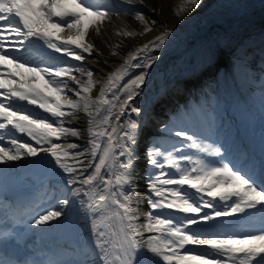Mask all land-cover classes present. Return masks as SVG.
<instances>
[{
  "label": "snow or ice",
  "instance_id": "snow-or-ice-1",
  "mask_svg": "<svg viewBox=\"0 0 264 264\" xmlns=\"http://www.w3.org/2000/svg\"><path fill=\"white\" fill-rule=\"evenodd\" d=\"M117 3L134 7L143 0ZM202 3L183 0L175 14ZM112 11L118 9L110 0H0V165L33 158L45 196L62 206L53 210L47 199L38 201L29 227L59 226L62 217L72 221L73 213L65 210L78 202L100 264H264V158L257 163L247 151L227 153L223 143H205L213 122L193 124L179 110L169 114L157 128L160 135L148 137L143 149L146 191L140 194L142 133L169 85L162 83L143 105L137 99L160 60L155 53L173 33L141 11L128 12L140 30L125 25L117 36L135 39L154 26L163 31L123 55L119 45H110V57L122 62L109 69L116 61L99 58L103 52L91 35L108 28ZM222 47L230 49L233 62L252 56L250 45H232L227 38L193 40L180 58L186 66L181 74L211 71ZM104 72L103 79L94 78ZM214 83L218 74L202 90L214 91ZM112 206L119 210L118 224L106 214ZM13 239L22 238L14 229L0 231V244ZM0 264L28 261L0 258Z\"/></svg>",
  "mask_w": 264,
  "mask_h": 264
},
{
  "label": "bare ground",
  "instance_id": "bare-ground-1",
  "mask_svg": "<svg viewBox=\"0 0 264 264\" xmlns=\"http://www.w3.org/2000/svg\"><path fill=\"white\" fill-rule=\"evenodd\" d=\"M114 8L118 11L109 13L111 23L108 28L100 35L92 34V41L103 52V56L99 57L103 60L105 57H110V45L120 46L121 54L133 50L135 47L146 43L148 40L159 35L163 28L154 26V30L145 36L138 38H121L115 33L128 25L136 30H140L139 22L133 15L128 12L141 11L146 16L161 21L163 26L169 29L173 35L167 42L163 49H160L155 54L160 57V60L150 70V76L147 84L143 89L144 95L137 99V103L143 105L145 101L149 100L154 91L158 90L162 83L169 85L167 94L156 104L153 108L155 119L150 126L146 128L141 137V161L137 165V173L139 179V192L143 195L146 191L144 174L146 163L143 159V149L148 144V137L159 136L157 128L167 121L169 114H175L177 110L181 113L187 112L192 118L193 124H203L205 120L214 123V120L221 116L223 120L227 114L231 113L230 104L227 101L235 102L242 110V118L244 120L242 129L249 133L250 137L258 142L264 143V84L260 78L264 79V60H262V52L264 51V0H203L202 5L191 12H186L181 16H176V12L170 10V5H175L176 10L178 6L183 3V0H170L164 2L161 6L154 7L153 0H143V5L129 6L117 3V0H110ZM227 38L232 45H250L249 51L252 53L251 58L247 62L235 61L230 58L231 51L229 48H220L218 50V59L215 66L209 72L203 73H189L187 76L182 75L185 65L181 61L182 54L186 51L188 44L196 40L198 42L215 41L216 39ZM213 47L215 45L213 44ZM95 55V53H94ZM111 60L116 61L115 64L110 63L107 68L114 69L118 63L122 62L120 57H110ZM256 63L257 69L255 73H249L245 70V65L249 63ZM79 63V62H76ZM84 63L91 68L96 65L86 60ZM141 71L136 69L135 72ZM107 72L103 76H95L97 80H101L107 76ZM135 74V73H133ZM218 74V83L216 89L218 96L216 100H211L207 96L208 88H203L202 85L207 84L210 78H216ZM259 75L255 79V75ZM166 77L168 79H166ZM261 91V92H255ZM98 96V89H93V98ZM186 96V98H184ZM189 99V100H187ZM186 100L185 104H179ZM194 100L196 104L202 103L200 107H194ZM200 101V102H199ZM31 108V106H29ZM39 112V110H36ZM234 111V109H233ZM230 123H235L234 119H227ZM77 127H81L80 122L73 121ZM221 123V122H220ZM237 132H240L239 125L236 127ZM227 129L219 132V126H215L213 131L206 133L208 139L205 143H212L217 138L218 143H223L227 153H235L241 150L242 146L231 134V130ZM26 140L27 137H19ZM243 152V151H242ZM187 154L201 155L196 150H189ZM206 160L213 158L204 156ZM32 161V158L24 159L20 162H12L8 165H0L6 169H15L23 167ZM172 175H176L174 170H169ZM33 179H36L35 186L41 184L43 173L33 168L31 171ZM50 185L56 183L54 180L48 181ZM187 190V189H185ZM58 195V193H57ZM39 196V195H38ZM40 201V200H39ZM48 203L55 204V198L49 196ZM62 206L55 204V209ZM142 208L147 210V204L143 203ZM74 219L70 222H64L61 219L59 226L53 222V227L41 230L35 226L31 227V233L37 238L36 244H44L49 248V252H43L41 256H50V251H55L58 257L47 261L48 264H80L81 261L87 260L88 264H100L96 256L97 250L93 245V235L89 230L88 217L85 215L84 208L80 207L79 203H74L70 209ZM119 211L112 206L107 211V215L113 217L112 222L118 224L115 218V212ZM165 215L169 213L165 211ZM182 219V216L179 217ZM143 219V218H142ZM79 229L78 242L74 244L73 232ZM63 231L68 240L63 246L57 247L52 243L51 238L57 232ZM199 251V249H195ZM87 253V255H86ZM0 258L4 260H20L19 257H5ZM29 264V263H28Z\"/></svg>",
  "mask_w": 264,
  "mask_h": 264
},
{
  "label": "rangeland",
  "instance_id": "rangeland-1",
  "mask_svg": "<svg viewBox=\"0 0 264 264\" xmlns=\"http://www.w3.org/2000/svg\"><path fill=\"white\" fill-rule=\"evenodd\" d=\"M154 2V7H158V6H161L162 3L164 2H169L170 0H153ZM170 10L172 12H176V6L175 5H170ZM135 18V17H134ZM251 64V63H249ZM247 68V66H245V69ZM253 74V73H252ZM258 74L255 75L254 77H256L255 79H258ZM259 80L263 81L262 83L264 84V79L260 78ZM212 88L214 87L213 84L211 86ZM209 90V89H208ZM255 92H261V91H255ZM182 102V101H181Z\"/></svg>",
  "mask_w": 264,
  "mask_h": 264
}]
</instances>
